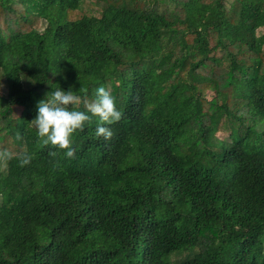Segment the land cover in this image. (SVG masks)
<instances>
[{
    "label": "trees",
    "instance_id": "trees-1",
    "mask_svg": "<svg viewBox=\"0 0 264 264\" xmlns=\"http://www.w3.org/2000/svg\"><path fill=\"white\" fill-rule=\"evenodd\" d=\"M259 29L264 0H0V151L33 156L0 162V264H264ZM100 86L113 137L44 145L38 103Z\"/></svg>",
    "mask_w": 264,
    "mask_h": 264
},
{
    "label": "clouds",
    "instance_id": "clouds-1",
    "mask_svg": "<svg viewBox=\"0 0 264 264\" xmlns=\"http://www.w3.org/2000/svg\"><path fill=\"white\" fill-rule=\"evenodd\" d=\"M81 103V97L75 95L71 89L64 91L58 89L52 92L51 99L41 100L37 105V115L31 121L37 130V135L44 145L51 144L65 151L67 158H75L76 150L73 148V135L79 130L83 131L86 122H91L92 117H98L96 136L110 140L114 133L110 127L122 118V111L117 108L115 97L100 86L96 89L95 99L84 100L86 111L76 110L75 106ZM19 139V134L17 135ZM56 152H50L52 157ZM13 158L19 160L20 166L29 165L32 154L24 151L12 153L8 150L0 151V162L7 163Z\"/></svg>",
    "mask_w": 264,
    "mask_h": 264
},
{
    "label": "rangeland",
    "instance_id": "rangeland-1",
    "mask_svg": "<svg viewBox=\"0 0 264 264\" xmlns=\"http://www.w3.org/2000/svg\"><path fill=\"white\" fill-rule=\"evenodd\" d=\"M259 32H264V29H259Z\"/></svg>",
    "mask_w": 264,
    "mask_h": 264
}]
</instances>
